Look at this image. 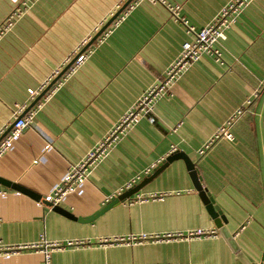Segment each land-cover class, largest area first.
<instances>
[{
  "label": "crops",
  "instance_id": "1",
  "mask_svg": "<svg viewBox=\"0 0 264 264\" xmlns=\"http://www.w3.org/2000/svg\"><path fill=\"white\" fill-rule=\"evenodd\" d=\"M127 1L33 0L0 40V135L14 123L17 107L25 106L26 112L38 97L32 100L28 90H38L53 72L60 73L74 52L89 54L73 73L63 75L48 101L43 97L31 108L40 104L30 126L0 158L1 179L41 198L0 185V245L34 243L40 236L85 243L53 252L51 264H264V0H253L227 31L217 46L220 63L202 56L157 102L155 123L140 121L88 180L57 205L72 217L44 201L69 167L79 163L146 90L163 80L182 45L192 40L159 4H135L117 23L133 0L97 40L87 49L81 47ZM166 1L178 6L179 16L196 28L209 24L231 2ZM18 6L21 2L0 0V25ZM249 98L252 104L231 129L233 141L218 139L199 155ZM176 152L194 164L199 185L225 218L221 229L181 159L161 168L129 199L89 222L81 221L127 191L129 182L134 186L146 179ZM160 194L166 195L135 202L138 196ZM198 228H215L218 235L189 242L114 244L115 239ZM0 264H42V256L23 251L0 257Z\"/></svg>",
  "mask_w": 264,
  "mask_h": 264
},
{
  "label": "built area",
  "instance_id": "2",
  "mask_svg": "<svg viewBox=\"0 0 264 264\" xmlns=\"http://www.w3.org/2000/svg\"><path fill=\"white\" fill-rule=\"evenodd\" d=\"M33 0H11L14 4L21 2V6L16 7L0 25V40L13 28L15 23L23 16L25 9ZM253 0H231L227 6H225L215 18L206 26L202 28H196L188 24V22L179 16V7L169 4L166 0H136L128 10L123 13L117 20V23H122L128 12L133 9L135 4L141 2H148L150 4H159L167 8L171 13V16L175 22H180L186 29L187 34L192 37L190 42H185L182 45L179 56L167 69L163 80L157 82L154 86L146 90L140 98L119 120L114 124L111 130L99 141L86 156L76 165L70 166L65 176L61 179L59 184L51 195L44 198V201L49 202L52 206L60 204L65 197L73 193L77 187L82 185L88 180L89 175L93 172L109 155V153L116 147V145L142 120H147L150 124L155 123L153 117L154 108L157 102L166 97L171 86L186 72L193 64L198 62L204 55H208L214 59L215 62L220 63L222 61V52L219 47V43L226 39V33L231 26L236 22L238 16L242 14L244 8L248 6ZM107 36V35H105ZM90 38L84 40L81 47H84ZM76 58L75 62L69 68V72H74L80 67L88 58L89 54L80 51L74 52L65 60V65L69 64L73 58ZM59 74L56 70L53 74L40 86L38 90H28L29 97L33 100L36 96H39L43 92L49 83ZM65 75V74H64ZM63 77V76H62ZM61 77V78H62ZM60 78V79H61ZM59 79V80H60ZM58 80V81H59ZM56 82L52 88L44 95V99L48 101L55 92L60 88L61 82ZM255 97L256 93L253 94ZM252 98L246 100L244 107L236 110L235 113L226 121L225 124L220 126L212 136L211 140L199 150L198 154L203 155L209 146L218 139L226 141H233V135L231 129L236 121L243 116L248 107L252 104ZM40 108V104L34 109H30L26 114L19 118L25 110V106L17 107L14 114L15 123L10 134L0 141V158L6 154L12 144V142L19 137L32 123L37 110ZM2 135V134H1ZM0 135V137H1ZM175 152L172 148L171 153ZM133 182H129L125 189L132 188ZM166 194L149 195L146 197L138 196L136 201H146L151 199H162ZM218 235V231L215 228L211 229H193L185 232H170L161 235L154 236H132L128 239H115L114 244H126L136 245L143 242H170V241H184L189 242L193 240H209L214 239ZM109 240H103L104 243L109 244ZM85 246L81 241H48L44 236H40L39 240L29 244H16L13 246L0 245V257L7 255H15L23 251L36 252L42 256V264H51V255L53 252L64 251L67 249H79Z\"/></svg>",
  "mask_w": 264,
  "mask_h": 264
},
{
  "label": "water",
  "instance_id": "3",
  "mask_svg": "<svg viewBox=\"0 0 264 264\" xmlns=\"http://www.w3.org/2000/svg\"><path fill=\"white\" fill-rule=\"evenodd\" d=\"M133 0H128L124 6H122V8L105 24V26H103L100 31L97 32V34L89 41L88 44H86V46L84 47V49H87L95 40L98 39V37L107 29V27L120 15V13L132 2ZM77 56L75 58H73V60L66 65V67L49 83V85L46 87V89L41 92V94L34 100V102L31 104L30 108L27 110L29 111L34 105H36L38 103V101H40L41 98L44 97V95L52 88V86L69 70V68L71 67V65L75 62ZM26 111V112H27ZM26 112H23V114L20 115L19 118H22ZM15 123V122H14ZM14 123L12 125H10L6 131L1 135L0 137V141L5 138L7 136V134L11 131V129L14 126ZM177 159H181L185 162L186 167L188 168V170L191 171V175L193 176V182L195 185V188L203 202V204L205 205L209 215L211 216V218L214 221L215 226L217 227V229H221L223 227V224H225V218L223 217V215L221 214L219 208L217 206L214 205L213 201L211 200V198L208 196L207 192L205 189L201 188V186L199 185L200 180L197 178V172L195 170V166L194 164L188 159L186 158L183 154L180 153H173L171 154L169 157H167L165 160H163L159 166L157 167V169L153 172H151L146 179H144L143 181H141L140 183L134 185L132 188L128 189L127 191H125L123 194L119 195L117 198L113 199L112 201L108 202L107 204H105L104 206L101 207V210H98L93 216L85 219V220H81V221H90L92 220L95 216L102 214L104 211H106L107 209H109L111 206L117 204L118 202H123L127 199H129L132 195L136 194L138 191L141 190V188L151 180V178L153 177L154 174L158 173L159 170L163 167H165L168 163H171L174 160ZM0 185L6 187V188H10L13 189L17 192H20L22 194H25L27 196H29L32 199H36V200H40L41 198L39 196H37L36 194H34L33 192L25 189L24 187L15 184V183H11L7 180L1 179L0 178ZM47 204L49 206H52V204L48 203ZM53 209L61 211L62 213L65 214V216L67 217H72V215H70L69 213L63 211L62 209H60L58 206H52Z\"/></svg>",
  "mask_w": 264,
  "mask_h": 264
}]
</instances>
